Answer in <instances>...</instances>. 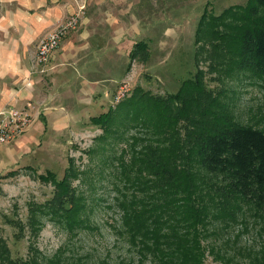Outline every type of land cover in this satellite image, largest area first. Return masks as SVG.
Segmentation results:
<instances>
[{
    "label": "trees",
    "instance_id": "1",
    "mask_svg": "<svg viewBox=\"0 0 264 264\" xmlns=\"http://www.w3.org/2000/svg\"><path fill=\"white\" fill-rule=\"evenodd\" d=\"M237 8L211 18L203 14L199 29L206 25V40L218 38L230 48L238 67L264 75V0ZM217 25L227 29L218 31ZM146 50V42L137 41L130 57L143 59ZM208 98L195 74L165 96L135 86L115 106L90 117L101 129L100 151H114L107 164L119 211L117 234L129 255L113 264H133L134 258L138 264H204L208 254L220 264H264L263 247L224 238L240 216L264 218V129L235 122ZM117 141L124 142L118 156ZM73 177L70 165L60 179L52 171L39 174L53 181L54 194L32 204L20 224L31 237L25 255L13 256L0 236V264H97L68 245L45 255L33 239L42 216L72 235L95 228L86 198L71 185Z\"/></svg>",
    "mask_w": 264,
    "mask_h": 264
},
{
    "label": "rangeland",
    "instance_id": "2",
    "mask_svg": "<svg viewBox=\"0 0 264 264\" xmlns=\"http://www.w3.org/2000/svg\"><path fill=\"white\" fill-rule=\"evenodd\" d=\"M121 1V16L126 20L128 16L136 15L140 31L136 41H145L147 50L141 53L143 59L130 58L126 71L132 70L131 75L124 76L126 81L116 83V90L107 102L108 108L117 104L114 97L120 91L124 92L121 100L135 86L165 96L176 92L183 80L198 74L201 86L210 92L208 102L213 101L217 111H224L239 124L264 129V75L238 67L230 48H223V42L218 38L206 40V25L199 29L203 14L211 18L225 10L236 9L247 0ZM120 11L116 10L117 14ZM225 21L231 22L230 19ZM131 25L129 32L136 35L137 31ZM223 28L227 29L224 25H217L216 30L222 31ZM126 66L127 61L123 64L124 72ZM100 133L101 129L94 125L85 136L68 137L69 142L65 140V144H60L56 155L41 169L40 174L52 171L56 179L64 176L69 165L75 169L77 177L70 179L71 185L86 198L89 219L95 226L92 230L83 229L72 235L59 223L42 216L41 229L33 239L45 255H52L62 245L89 255L97 264L102 259L113 264L129 255L126 242L117 234L119 211L113 201V176L107 164L114 151H100ZM123 145L124 142L115 143L116 156ZM69 159L73 161L69 163ZM54 189L51 179L44 181L38 172L30 169H17L0 176V236L6 239L13 256H23L27 252L31 237L28 230L20 229V224H25L30 206L50 199ZM224 232V238L230 235L231 239L237 240V246L264 248V218L257 214L248 212L240 216ZM133 264H138L136 258ZM144 264L151 263L146 261ZM204 264L220 262L208 254Z\"/></svg>",
    "mask_w": 264,
    "mask_h": 264
},
{
    "label": "crops",
    "instance_id": "3",
    "mask_svg": "<svg viewBox=\"0 0 264 264\" xmlns=\"http://www.w3.org/2000/svg\"><path fill=\"white\" fill-rule=\"evenodd\" d=\"M121 2L0 0V109L15 106L32 117L24 133L0 144V176L17 169L40 174L60 144L85 136L94 126L90 117L107 111L116 83L131 75L126 69L140 33L136 15L121 16ZM74 13L77 28L63 37L46 72H34L39 40Z\"/></svg>",
    "mask_w": 264,
    "mask_h": 264
},
{
    "label": "built area",
    "instance_id": "4",
    "mask_svg": "<svg viewBox=\"0 0 264 264\" xmlns=\"http://www.w3.org/2000/svg\"><path fill=\"white\" fill-rule=\"evenodd\" d=\"M79 25L77 13L59 20L55 27L47 32L37 43L34 72L45 73L48 69L52 53L59 47L63 37ZM121 88H123L121 86ZM124 92L114 97L118 103ZM32 122L31 115L24 109L7 106L0 109V144L9 143L20 136Z\"/></svg>",
    "mask_w": 264,
    "mask_h": 264
}]
</instances>
